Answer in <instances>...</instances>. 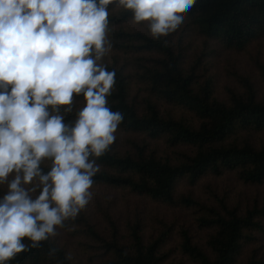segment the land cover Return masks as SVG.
Instances as JSON below:
<instances>
[{
	"label": "trees",
	"instance_id": "16d2710c",
	"mask_svg": "<svg viewBox=\"0 0 264 264\" xmlns=\"http://www.w3.org/2000/svg\"><path fill=\"white\" fill-rule=\"evenodd\" d=\"M108 11L107 38L111 48L131 54V58L122 62L115 55L106 62L108 70L116 72V84L107 97V106L124 116L117 130L143 135L144 140L131 139L128 148L122 150V140L115 136L104 155L93 157L100 170L93 177L90 191L96 193L100 186H111L169 205L194 207L198 227L211 231L204 248L194 241L188 229H182L181 253L198 264H236L244 246L253 243L257 232L264 233V205L255 201L252 206L241 209L229 205L226 197L218 203H209L192 195H177L176 188L182 179L195 185L206 175L220 176L228 171L235 172L245 183L264 184V144L257 147L250 140L239 138L244 131L264 130V99L258 98L248 78H242L246 92L230 89L228 101H222L215 96L213 78L201 83L195 65L189 69L184 67L183 49L172 42V37L154 39L148 31L128 28L133 13L118 4H110ZM184 20L187 31H196L229 48L243 50L252 41L264 37V0H196ZM259 70L264 79V64H259ZM134 76L144 85L139 89L145 92L142 110L137 105L139 95L132 94ZM76 100L86 103L80 94L74 95L72 112L65 113L67 106H61L66 124L74 125L77 119L81 108ZM161 100L192 112L199 125L163 112L159 107ZM153 140H164L166 148L162 153L160 147L150 145ZM181 146L194 150L183 151L179 149ZM51 165L52 160L45 159L41 163L43 173L50 171ZM7 191L6 184L0 185V199ZM38 194L39 190L32 194L33 198ZM89 206L90 202L76 218L68 219L60 228L71 229L89 243L90 239L97 242L101 249L97 264H183L169 262V252L163 251L167 231L147 241L140 219H129L123 226L105 213L104 219L111 231L106 236L98 230ZM24 242L31 243L27 238ZM92 246L95 245L92 243ZM51 247L58 250L55 257L48 254ZM258 249L244 264H264L256 254ZM66 254H70L69 247L55 237L42 241L38 248L17 254L7 264H75L73 258L66 259Z\"/></svg>",
	"mask_w": 264,
	"mask_h": 264
},
{
	"label": "clouds",
	"instance_id": "9594fccd",
	"mask_svg": "<svg viewBox=\"0 0 264 264\" xmlns=\"http://www.w3.org/2000/svg\"><path fill=\"white\" fill-rule=\"evenodd\" d=\"M195 3L0 0V185L8 188L0 199V264L58 236V226L92 199L100 170L93 157L104 155L124 119L107 106L116 84L115 70L101 63L111 48L108 6L131 10L159 39L175 31ZM80 94L86 103L74 125L66 124L61 106L72 112ZM45 159L52 160L46 174ZM57 251L51 247L48 254Z\"/></svg>",
	"mask_w": 264,
	"mask_h": 264
},
{
	"label": "rangeland",
	"instance_id": "374dc122",
	"mask_svg": "<svg viewBox=\"0 0 264 264\" xmlns=\"http://www.w3.org/2000/svg\"><path fill=\"white\" fill-rule=\"evenodd\" d=\"M186 23L187 21L184 20L176 32L168 34V37H172V42L177 43L178 47L183 49V65L186 69L195 65L196 74L201 83L210 77L213 78L215 96L222 101H228L230 89L240 93L246 92V86L241 81L242 78H248L257 90L258 98L264 99V79L259 70V64H264V37L252 41L243 50H237L227 47L220 41L209 39L196 31H187ZM127 27L150 32L148 21L136 23L133 19L131 23L127 24ZM115 55L120 56L122 62H124L123 60L129 61L131 58V54L110 48L101 63L110 62ZM132 68L135 70L134 65ZM131 80L132 94L133 96L139 95L137 105L142 110L145 92L139 89L144 85L137 76ZM76 101L79 103V108L84 106L82 101ZM159 107L163 112L172 113L177 118L185 117L195 125L200 123L192 112L164 100L159 101ZM114 135L121 138L120 149L122 150L128 148V142L131 139L144 140L143 135L119 130ZM239 138H246L255 146L260 147L264 144V130L244 131ZM150 145L160 147L161 153L166 148L164 140H153ZM179 149L187 152L194 150L189 146H181ZM176 194L192 195L196 199L209 203H218L219 199L226 197L229 205L238 206L241 209L252 206L255 201L260 206L264 205V184L245 183L233 171L225 172L220 176L206 175L195 185H190L182 179L177 184ZM98 204L101 205L100 208ZM90 205L89 210L94 221L98 223V230L106 236L110 235L111 231L108 222L104 219L105 213L111 214L123 226L129 219H140L144 225V235L147 241L167 231L168 239L163 251L169 252V262L181 261L183 264H198L181 253L179 248L181 230L188 229L194 241L204 248H206L205 243L211 231L198 227L196 221L198 214L194 207L169 205L147 196L132 193L129 189L100 186L96 193H92ZM57 230L59 235L56 236V240L67 244L75 264H97L101 259L98 253L101 249L97 242L90 239L89 243L84 236L73 234L71 229L62 230L58 226ZM92 243L95 245L94 247ZM258 247L260 249L256 254L258 253L259 257L264 260V233L257 232L253 243L244 246L236 264H244Z\"/></svg>",
	"mask_w": 264,
	"mask_h": 264
}]
</instances>
